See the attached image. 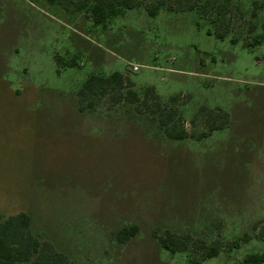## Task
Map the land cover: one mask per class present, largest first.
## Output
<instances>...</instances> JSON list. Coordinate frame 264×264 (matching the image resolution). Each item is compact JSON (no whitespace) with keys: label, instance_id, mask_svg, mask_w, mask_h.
<instances>
[{"label":"rangeland","instance_id":"1","mask_svg":"<svg viewBox=\"0 0 264 264\" xmlns=\"http://www.w3.org/2000/svg\"><path fill=\"white\" fill-rule=\"evenodd\" d=\"M241 1L252 12L264 0ZM198 20L141 6L105 27L75 4L0 0V218L28 211L34 232L75 264H243L264 254V44L222 40ZM115 71L180 104L190 135L208 128L191 122L202 106L228 111L230 123L176 140L139 102L106 97L82 110L89 76ZM135 224L140 232L121 242ZM157 229L209 242L256 236L196 263L165 248Z\"/></svg>","mask_w":264,"mask_h":264},{"label":"trees","instance_id":"2","mask_svg":"<svg viewBox=\"0 0 264 264\" xmlns=\"http://www.w3.org/2000/svg\"><path fill=\"white\" fill-rule=\"evenodd\" d=\"M69 8L75 4L77 10L85 11L96 24L109 26L114 19L124 16L131 9L145 6L150 15L158 16L167 9L176 12H196L199 16V28L207 27L210 34L226 40L232 38L233 43L245 41L252 48L264 44V22L261 23V10L264 1H255L254 10L248 11L241 0H51ZM238 26L245 28L247 34ZM58 62L65 66L79 67L77 57L65 59L58 55ZM110 97L113 104L123 101L139 102V110L153 113L166 134L176 140L189 137L203 139L214 131L223 129L230 123V113L221 107L210 108L202 106L191 122L198 125L203 120L207 130L199 134L192 133L186 127V119L180 112V104L164 102L156 87L149 86L143 93L136 89L135 81L122 71L107 73H92L79 91L80 107L94 108L102 98ZM181 95L172 97L178 101ZM259 225H255V230ZM140 232V226L127 225L118 233L121 242H128ZM155 236L161 244L172 252H189L192 261L200 263L222 253L224 250H234L243 242L250 241L256 235L246 233L235 240L227 241L220 237L209 242L188 232L178 234L171 230L161 234L155 230ZM264 238V231L259 235ZM33 261L34 264H75L70 256L59 250L54 242L43 239L33 230L32 215L22 211L8 217L0 218V264H19ZM264 254H250L243 264H263Z\"/></svg>","mask_w":264,"mask_h":264},{"label":"built area","instance_id":"3","mask_svg":"<svg viewBox=\"0 0 264 264\" xmlns=\"http://www.w3.org/2000/svg\"><path fill=\"white\" fill-rule=\"evenodd\" d=\"M134 68H135V70H139L140 69V66L139 65H136Z\"/></svg>","mask_w":264,"mask_h":264},{"label":"crops","instance_id":"4","mask_svg":"<svg viewBox=\"0 0 264 264\" xmlns=\"http://www.w3.org/2000/svg\"><path fill=\"white\" fill-rule=\"evenodd\" d=\"M33 219V218H32Z\"/></svg>","mask_w":264,"mask_h":264}]
</instances>
